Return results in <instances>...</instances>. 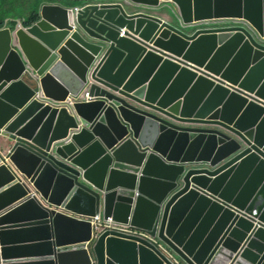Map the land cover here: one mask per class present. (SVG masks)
I'll return each instance as SVG.
<instances>
[{
	"label": "water",
	"instance_id": "1",
	"mask_svg": "<svg viewBox=\"0 0 264 264\" xmlns=\"http://www.w3.org/2000/svg\"><path fill=\"white\" fill-rule=\"evenodd\" d=\"M25 19L0 27V264H264V0Z\"/></svg>",
	"mask_w": 264,
	"mask_h": 264
},
{
	"label": "trees",
	"instance_id": "2",
	"mask_svg": "<svg viewBox=\"0 0 264 264\" xmlns=\"http://www.w3.org/2000/svg\"><path fill=\"white\" fill-rule=\"evenodd\" d=\"M27 2L24 4L23 1L18 0L17 2H14L12 0H0V27L4 24L6 19H11V24H14L16 20L27 18L31 22L36 18V7H37V0H26ZM31 2L34 6L31 8ZM17 6V8L14 9L13 12L10 10V6ZM21 6H24L23 9H21ZM13 16V17H11ZM26 22V19H25Z\"/></svg>",
	"mask_w": 264,
	"mask_h": 264
},
{
	"label": "built area",
	"instance_id": "3",
	"mask_svg": "<svg viewBox=\"0 0 264 264\" xmlns=\"http://www.w3.org/2000/svg\"><path fill=\"white\" fill-rule=\"evenodd\" d=\"M83 95H84L86 98H88V92H84ZM68 99H69V98H68ZM90 221H91V223H92V225H93L94 230H95L96 232H97V231L99 232L100 229H101V226H102V223H101V217H99V216H95V217L91 218ZM105 221H106L105 227H106V228H109V229H112V228H113V226H112L113 219H112L111 217H109V218H107ZM119 228H120V230H122V231L130 232V233L132 232V230H129L128 228H122V227H119Z\"/></svg>",
	"mask_w": 264,
	"mask_h": 264
},
{
	"label": "crops",
	"instance_id": "4",
	"mask_svg": "<svg viewBox=\"0 0 264 264\" xmlns=\"http://www.w3.org/2000/svg\"><path fill=\"white\" fill-rule=\"evenodd\" d=\"M13 17V16H11ZM14 18V17H13ZM10 19V18H9ZM33 239H36V237H33L31 234L29 233H24L22 234L20 237H17L16 239H14L15 242H30ZM24 255H32V253L29 252H25L23 253Z\"/></svg>",
	"mask_w": 264,
	"mask_h": 264
},
{
	"label": "rangeland",
	"instance_id": "5",
	"mask_svg": "<svg viewBox=\"0 0 264 264\" xmlns=\"http://www.w3.org/2000/svg\"><path fill=\"white\" fill-rule=\"evenodd\" d=\"M12 1H14V2H17L18 3V0H12ZM20 1H23V3L25 4L27 1L26 0H20ZM32 6H34L33 4H32V2H31V5H30V7L29 8H31ZM10 8V10H11V12H13L14 11V9L15 8H17V6H10L9 7ZM24 8V6H21V9H23Z\"/></svg>",
	"mask_w": 264,
	"mask_h": 264
}]
</instances>
